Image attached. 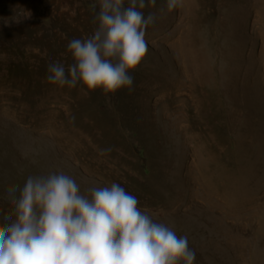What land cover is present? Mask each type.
Listing matches in <instances>:
<instances>
[{"label":"rangeland","instance_id":"1","mask_svg":"<svg viewBox=\"0 0 264 264\" xmlns=\"http://www.w3.org/2000/svg\"><path fill=\"white\" fill-rule=\"evenodd\" d=\"M164 2L143 10L157 20L132 90L85 97L48 65L73 63L97 0H0V217L9 186L63 170L120 183L194 264H264V0Z\"/></svg>","mask_w":264,"mask_h":264},{"label":"clouds","instance_id":"2","mask_svg":"<svg viewBox=\"0 0 264 264\" xmlns=\"http://www.w3.org/2000/svg\"><path fill=\"white\" fill-rule=\"evenodd\" d=\"M92 34L67 44L73 63L48 65L47 81L81 95L109 97L132 90L148 53L146 30L156 23V0H97ZM127 4V6H126ZM184 7L165 0L161 16ZM112 149H101V156ZM11 210L0 217V264H194L187 236H179L140 207L120 183L82 187L63 170L28 175L9 186Z\"/></svg>","mask_w":264,"mask_h":264}]
</instances>
